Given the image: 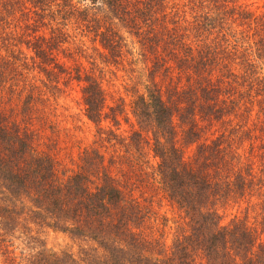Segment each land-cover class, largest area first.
<instances>
[{
  "label": "trees",
  "instance_id": "16d2710c",
  "mask_svg": "<svg viewBox=\"0 0 264 264\" xmlns=\"http://www.w3.org/2000/svg\"><path fill=\"white\" fill-rule=\"evenodd\" d=\"M249 4L0 0V227L41 222L95 243L78 259L41 246L5 264H264V10ZM69 42L105 66L133 54L143 63L130 75L138 129L124 147L129 172L114 142L124 138L111 128L124 100L108 104L101 79L60 61ZM35 73L51 88L64 73L83 83L95 139L71 168L36 141ZM143 131L152 133L154 176L181 215L169 244L148 227L152 209L136 194L130 148L140 150ZM242 204L244 216L222 222L220 207Z\"/></svg>",
  "mask_w": 264,
  "mask_h": 264
},
{
  "label": "rangeland",
  "instance_id": "374dc122",
  "mask_svg": "<svg viewBox=\"0 0 264 264\" xmlns=\"http://www.w3.org/2000/svg\"><path fill=\"white\" fill-rule=\"evenodd\" d=\"M263 1L246 0L247 3H250L252 9L257 11L264 10ZM70 43L65 45L67 50L59 53L60 61L64 62L65 66L70 67V69L77 65L81 66L84 71H88L101 79L102 86L107 94L108 104H114L120 97L124 100L125 111L119 115V129H116V126H111L116 135L124 138V141L122 145H119L116 144L117 141L114 138L115 141L111 139L112 141L107 145L110 146V150L113 141L115 142V146L120 149L119 155L123 162L122 167L124 171L129 172L130 161L127 159L129 153L124 147L126 148L128 136L138 129L130 108V102L134 94L130 75L135 76L143 63L136 60L138 55L133 54V56L128 55L124 63L116 66H105L104 63H100L99 59L79 56L75 47ZM86 45L91 46V43L88 41ZM137 48L135 46L134 51ZM91 52L92 50L88 49L86 53L90 54ZM35 75L42 91L39 97L41 101H33L32 103L37 107L34 126L39 132V137L36 138V141L40 146L39 148L46 146L54 157L61 162L63 168H71L72 164L78 161L80 152L85 147L93 145L95 139L96 128L84 114V104L81 98L83 83L76 79H70L69 75L64 73L61 74L59 85L56 84L59 90L47 87L48 84L44 85L43 82L40 83L38 79L43 80V74L35 73ZM62 75L65 79H68L66 84H63ZM41 116L46 118L44 122L43 119L37 121V117ZM109 123L111 121H102L103 126H110ZM141 135L142 147L140 150L130 148L134 152L132 154L133 159H139L137 164H134L135 171L133 172V178L138 184L141 183V187H137L136 194H141L145 203H149L152 209L148 227L153 229L155 233L162 234L164 240L169 244L173 236L180 231V226L183 225L181 224L180 211L177 205L167 197L164 188L158 182V177L155 178L154 176L158 158L151 148L152 133L143 131ZM245 144H247L246 141L243 145ZM186 153L190 154L191 149H187ZM139 180L143 181L140 182ZM244 207L245 204L240 207L238 205H233L231 208L220 207L222 222H228L234 214L244 216ZM255 214L256 212L253 214V212L248 211V220L252 221V216H255ZM41 246L51 251L71 253L78 259L77 257L83 248L95 246V243L92 240L76 237L68 232L41 224V222H25L16 226L14 230L4 231L3 225L0 227V264H5V261H8L9 258L10 260L11 258H15L17 261L23 260L25 256L36 253Z\"/></svg>",
  "mask_w": 264,
  "mask_h": 264
}]
</instances>
